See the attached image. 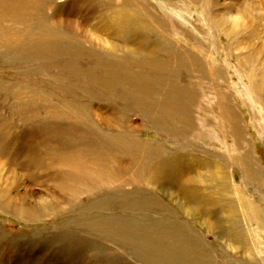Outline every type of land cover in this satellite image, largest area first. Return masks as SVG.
<instances>
[{"label": "rangeland", "instance_id": "rangeland-1", "mask_svg": "<svg viewBox=\"0 0 264 264\" xmlns=\"http://www.w3.org/2000/svg\"><path fill=\"white\" fill-rule=\"evenodd\" d=\"M215 162L264 221V0H0V264H264Z\"/></svg>", "mask_w": 264, "mask_h": 264}, {"label": "bare ground", "instance_id": "bare-ground-1", "mask_svg": "<svg viewBox=\"0 0 264 264\" xmlns=\"http://www.w3.org/2000/svg\"><path fill=\"white\" fill-rule=\"evenodd\" d=\"M238 18V17H237ZM238 19H234L233 23H238ZM97 36V34H96ZM94 39H98L94 38ZM100 39V38H99ZM157 68V67H156ZM186 88V87H185ZM188 90V89H186ZM182 92V91H181ZM185 92V91H184ZM179 93V92H177ZM189 93V92H187ZM190 95V94H189ZM185 96V95H184ZM183 96V97H184ZM178 97V96H177ZM190 97V96H188ZM195 97V96H194ZM177 100V99H176ZM179 100V99H178ZM177 104V103H176ZM189 105V103H188ZM187 105V107H188ZM176 106V105H175ZM179 106V105H177ZM180 107V106H179ZM168 108V107H167ZM187 110V108H186ZM171 111V110H170ZM184 113V112H183ZM227 113V112H226ZM175 114V113H174ZM185 114V113H184ZM197 114V113H196ZM181 115V114H180ZM210 115V114H209ZM171 116H174L173 114ZM177 116V115H176ZM183 116V115H182ZM176 119V118H175ZM201 122V121H200ZM228 123V122H227ZM201 126V125H200ZM227 126V124H226ZM228 127V126H227ZM232 132V131H231ZM236 140H235V145L238 146V136L235 135ZM235 139V138H234ZM230 153V152H229ZM239 153V152H238ZM178 156V155H177ZM232 156V155H231ZM234 156V155H233ZM181 157V156H180ZM183 157V156H182ZM181 157V158H182ZM176 158V157H175ZM178 158V157H177ZM190 160H186V162L184 161H180V159H170L172 160V162L170 161L169 163H172V168H170L169 170H165L162 171L160 169L157 170V172H155L152 176H151V182L155 185L158 186L159 188H161L163 191H168L169 197L171 198V200H174L176 202V204L179 205L180 209H182L184 212L191 214L193 216V214H196L202 218L203 220V224L205 225L206 228H208L209 230L211 229H218V227H216V224L214 223V221L209 217H206L205 214L204 215V209H202L201 207H196L194 203H189L191 205L189 206H185L184 201L182 200L180 194L177 193V191L174 189L173 184H177L178 188H180L182 190H180V193H184V198L187 199L188 201L192 202L193 198L196 197V192H199L200 190L198 188H193V187H189L187 186V184H189V182H193L194 185H200L203 186L204 182L207 181L208 179H204L202 174H200L201 172L198 171L197 169L201 166V161H196L193 162L192 157L189 158ZM235 159V158H234ZM236 160V159H235ZM206 165V162H204ZM203 163V165H204ZM216 165H213L212 168H209L208 170H206V173L211 176V179L213 180V182L211 183H215V188L217 189V191L222 193L223 195H227L229 198L231 197V200H234L235 202H237L238 204V208L234 209L232 211V216L231 215H226L224 217L223 213L220 214L221 216L223 215V218L225 220H229L230 222H234V224L236 226H238L237 221L239 222L240 220H242L246 225H248V231H249V236L252 235V238L256 237L257 238V243L254 244V248L257 249L256 251L259 252V254L262 255V250L263 248L259 246H256L257 244H262V240L260 238V236L262 235L263 231H264V221H263V211L259 208L258 205H256L250 198L246 197L244 192H242L241 189H239L238 187H235L233 185V182L231 181V179L229 180L227 178L226 174H223L224 171L222 170V167L220 164H218V162L213 163ZM244 165V164H243ZM211 167V166H210ZM191 170V171H189ZM198 171V172H197ZM190 172V173H189ZM205 173V172H204ZM226 173V172H225ZM245 176L248 177L249 179L252 177H250V168L249 167H245ZM193 174V175H191ZM149 175V174H148ZM174 176V178L172 179L171 176ZM190 175V176H189ZM210 176H208V178H210ZM205 177V176H204ZM247 179V178H246ZM235 181V180H234ZM251 181V180H250ZM248 181V182H250ZM208 184V183H206ZM204 184V185H206ZM210 184V183H209ZM153 185V186H154ZM214 187V185H212ZM211 186V187H212ZM202 188V187H201ZM246 189V188H245ZM213 191V190H212ZM203 192V191H202ZM230 192L232 194H230ZM201 193V192H200ZM216 194V193H215ZM218 194V193H217ZM220 194V193H219ZM206 195V194H205ZM226 196V197H227ZM217 198V197H216ZM220 198V196L218 197ZM200 199V198H199ZM222 200V199H221ZM221 200H217V201H221ZM229 202V201H228ZM225 203V202H224ZM193 205V206H192ZM206 206V205H205ZM211 206V205H210ZM218 206V205H217ZM230 206V205H229ZM203 207V206H202ZM220 208L216 209V210H220ZM223 209V207H222ZM220 212V211H218ZM208 213V212H207ZM213 213V210H210L209 216ZM217 215V214H216ZM198 217V218H199ZM217 218V217H216ZM201 220V219H200ZM228 222V221H227ZM229 222V223H230ZM201 224V223H200ZM243 224V223H242ZM255 224V225H254ZM220 225V224H219ZM231 225L233 226V224L231 223ZM240 225V223H239ZM243 227V225L241 226ZM232 230V228H230ZM245 229V228H244ZM243 229V230H244ZM242 231V230H241ZM244 232V231H243ZM242 233V232H241ZM240 234V233H239ZM223 235V234H222ZM238 235V234H237ZM242 235V234H240ZM233 236V235H232ZM245 236V235H244ZM243 237V236H242ZM244 238V237H243ZM247 239V238H246ZM243 240V239H242ZM241 240V241H242ZM253 240V239H252ZM251 240V241H252ZM255 240V239H254ZM245 242V241H244ZM249 242V241H248ZM256 242V241H255ZM233 245V244H232ZM247 245V244H246ZM242 247V245H241ZM240 248V247H239ZM253 248V246H252ZM245 249V247H244ZM251 249V248H250ZM246 251V250H245ZM198 252V251H197ZM250 252V250H249ZM256 253V252H255ZM194 256V255H193ZM263 259V258H261Z\"/></svg>", "mask_w": 264, "mask_h": 264}]
</instances>
